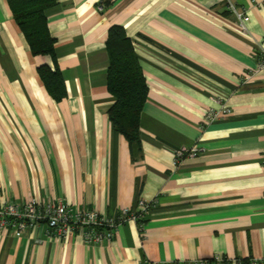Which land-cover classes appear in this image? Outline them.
<instances>
[{
    "label": "crops",
    "instance_id": "0c3cea01",
    "mask_svg": "<svg viewBox=\"0 0 264 264\" xmlns=\"http://www.w3.org/2000/svg\"><path fill=\"white\" fill-rule=\"evenodd\" d=\"M250 17L244 34L226 0H57L48 13L56 60L34 56L0 0V195L63 202L117 217L158 200L111 244L51 240L45 225L0 233V264H155L264 256V0H229ZM124 28L148 84L141 140L131 147L109 110L108 33ZM56 66L55 100L38 69ZM248 78V79H247ZM223 96L231 113L205 125ZM205 152L175 165V152Z\"/></svg>",
    "mask_w": 264,
    "mask_h": 264
},
{
    "label": "built area",
    "instance_id": "2783aa9c",
    "mask_svg": "<svg viewBox=\"0 0 264 264\" xmlns=\"http://www.w3.org/2000/svg\"><path fill=\"white\" fill-rule=\"evenodd\" d=\"M227 1L228 11L235 17L240 30L248 34L250 17L246 10L239 9L237 5ZM258 71H264V48L257 55ZM248 79V78H247ZM214 102L220 105L219 110L210 109L205 116L204 124H214L231 113L226 99L214 94ZM205 152L200 145L182 147L175 152V165H180L187 158H195ZM158 205V200H140L134 209L125 208L117 217L100 214L97 210H80L61 201L39 203L37 200L27 202H14L10 198L0 195V233L13 232L22 236L34 231L37 227L45 225V235L51 240H64L71 235L82 236L84 244L88 246H101L111 244L119 228L128 222L140 224V229L146 222L147 216ZM144 264H148L145 262ZM155 264H245L238 259H227L217 256L210 260L169 261ZM247 264H264L261 259H249Z\"/></svg>",
    "mask_w": 264,
    "mask_h": 264
},
{
    "label": "trees",
    "instance_id": "16d2710c",
    "mask_svg": "<svg viewBox=\"0 0 264 264\" xmlns=\"http://www.w3.org/2000/svg\"><path fill=\"white\" fill-rule=\"evenodd\" d=\"M13 17L24 34L34 56L56 60V41L48 27V13L57 0H7ZM110 58L108 89L114 99L109 118L131 147L140 143V118L148 100V84L143 74L134 42L120 26L110 28L107 40ZM39 76L52 97L67 96L61 71L48 65L38 69Z\"/></svg>",
    "mask_w": 264,
    "mask_h": 264
}]
</instances>
